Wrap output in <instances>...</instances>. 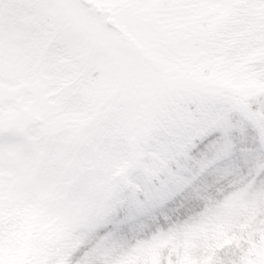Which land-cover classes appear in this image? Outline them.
<instances>
[{
  "label": "snow or ice",
  "instance_id": "snow-or-ice-1",
  "mask_svg": "<svg viewBox=\"0 0 264 264\" xmlns=\"http://www.w3.org/2000/svg\"><path fill=\"white\" fill-rule=\"evenodd\" d=\"M189 5L239 13L212 29L213 54L255 41L264 68V0H0V84L11 46L21 42L32 74L54 78L69 102L63 135L50 123L6 127L0 87V264H140L142 242L217 227L245 199L259 210L255 230L212 264H264L256 235L264 234V71L250 90L193 76L194 89L171 100L135 72L155 45L123 14L155 13L152 31L164 33L161 14ZM81 9L124 24L119 44L98 51L102 33ZM98 65L103 78L90 79ZM14 152L19 170L6 183L4 161ZM13 198L23 225L36 223L43 234L39 256L5 255ZM144 264L176 261L156 249Z\"/></svg>",
  "mask_w": 264,
  "mask_h": 264
},
{
  "label": "rangeland",
  "instance_id": "rangeland-1",
  "mask_svg": "<svg viewBox=\"0 0 264 264\" xmlns=\"http://www.w3.org/2000/svg\"><path fill=\"white\" fill-rule=\"evenodd\" d=\"M77 14L85 24L94 25L102 33L103 47L98 51L103 52L119 44V31L125 27L124 24L113 26L111 22L97 21L84 9ZM156 15L147 11L124 13L122 19L129 24L140 23L145 30V39L155 45L146 66L143 61H136L137 76L159 94L166 95L169 100L194 89L193 76L210 85L250 90L264 71L257 50L252 48L248 51L251 45H255V41L245 46L236 45L225 56L213 54L212 29L239 13L222 11L212 5L180 7L161 14L167 21L164 33L152 31ZM173 60L176 62L173 63ZM103 76V65H98L89 73V78L93 80H100ZM0 87L4 93L5 114L10 117V125L6 124V127H15L17 122L24 127H39L42 123H50L57 135L64 134L69 125L63 109L68 107L69 102L63 99L64 93L54 78L35 77L32 74L21 42H13L11 46ZM116 96L117 93L113 92L106 95L102 102L111 106ZM121 100L124 101V98L121 97ZM20 159V155L15 152L6 156V183L8 180L15 181ZM258 211L251 199H245L217 227L196 233L187 239L177 234L142 242L138 260L140 264H144L159 249L165 254L170 253L176 264H212L218 255L239 245L240 233L255 230L254 225L259 219ZM5 231L6 256L13 259L28 255L39 256L43 251L44 238L38 224L33 223L27 227L23 225L14 198L8 202ZM256 235L258 239H264V234L256 232Z\"/></svg>",
  "mask_w": 264,
  "mask_h": 264
},
{
  "label": "trees",
  "instance_id": "trees-1",
  "mask_svg": "<svg viewBox=\"0 0 264 264\" xmlns=\"http://www.w3.org/2000/svg\"><path fill=\"white\" fill-rule=\"evenodd\" d=\"M252 48H255L254 45H251V46L248 48V51L251 50Z\"/></svg>",
  "mask_w": 264,
  "mask_h": 264
},
{
  "label": "flooded vegetation",
  "instance_id": "flooded-vegetation-1",
  "mask_svg": "<svg viewBox=\"0 0 264 264\" xmlns=\"http://www.w3.org/2000/svg\"><path fill=\"white\" fill-rule=\"evenodd\" d=\"M112 23V22H111ZM113 24V26L115 25L114 23H112Z\"/></svg>",
  "mask_w": 264,
  "mask_h": 264
}]
</instances>
